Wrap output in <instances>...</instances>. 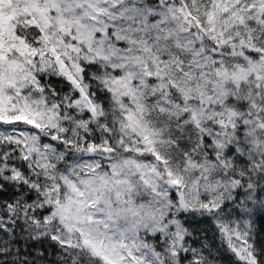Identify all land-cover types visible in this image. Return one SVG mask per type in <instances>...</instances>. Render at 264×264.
<instances>
[{"label":"snow or ice","instance_id":"6c2138e0","mask_svg":"<svg viewBox=\"0 0 264 264\" xmlns=\"http://www.w3.org/2000/svg\"><path fill=\"white\" fill-rule=\"evenodd\" d=\"M0 264H264V0H0Z\"/></svg>","mask_w":264,"mask_h":264}]
</instances>
